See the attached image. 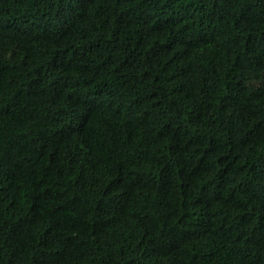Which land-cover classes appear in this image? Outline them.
I'll return each instance as SVG.
<instances>
[{
  "label": "trees",
  "instance_id": "obj_1",
  "mask_svg": "<svg viewBox=\"0 0 264 264\" xmlns=\"http://www.w3.org/2000/svg\"><path fill=\"white\" fill-rule=\"evenodd\" d=\"M0 264H264V0H0Z\"/></svg>",
  "mask_w": 264,
  "mask_h": 264
},
{
  "label": "bare ground",
  "instance_id": "obj_2",
  "mask_svg": "<svg viewBox=\"0 0 264 264\" xmlns=\"http://www.w3.org/2000/svg\"><path fill=\"white\" fill-rule=\"evenodd\" d=\"M225 68V67H224Z\"/></svg>",
  "mask_w": 264,
  "mask_h": 264
}]
</instances>
